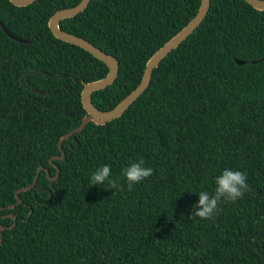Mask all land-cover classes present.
Instances as JSON below:
<instances>
[{
    "label": "trees",
    "instance_id": "1",
    "mask_svg": "<svg viewBox=\"0 0 264 264\" xmlns=\"http://www.w3.org/2000/svg\"><path fill=\"white\" fill-rule=\"evenodd\" d=\"M80 0H0V264H264V9L210 0L201 23L152 70L148 87L105 123L90 120L61 142L51 179L41 169L86 115L83 83L107 65L53 35L54 11ZM200 0H90L60 28L117 58L114 81L91 93L113 108L140 82L152 54L197 12ZM236 58L244 60L237 63ZM153 174L128 189L122 170ZM103 165L107 182L91 185ZM248 190L222 198L212 219H189L199 191L224 169ZM12 214L13 216H11ZM16 221L13 226V221Z\"/></svg>",
    "mask_w": 264,
    "mask_h": 264
},
{
    "label": "water",
    "instance_id": "2",
    "mask_svg": "<svg viewBox=\"0 0 264 264\" xmlns=\"http://www.w3.org/2000/svg\"><path fill=\"white\" fill-rule=\"evenodd\" d=\"M9 1L18 6H24L32 3L34 0H9ZM89 1L90 0H80L77 4L73 6L60 8L54 11L48 20V26L55 37L66 42L76 44L82 47L83 49L87 50L88 52H90L93 56H95L99 60L103 61L107 65L108 71L105 76L96 80L85 82L81 79L83 86L81 89L80 97H81L82 105L86 110V115L82 118L81 123L77 127L66 132L58 141L60 154L52 156L49 160L56 167L55 176L50 177L48 173V169L43 166H40L36 171L32 183L16 190L15 196L17 198V201L13 204H10L9 207H13L15 204L21 202V198L18 194L19 191L26 190L35 186L37 176L41 169H45L47 171L48 177L51 179H55L58 176L59 168L55 163H53V158L61 159L64 157L65 151L62 149L61 142L65 138L70 136L73 132L79 131L82 128H84L86 123L90 120L94 121L95 123L102 124L105 123L106 121H109L113 118L120 116L124 112V110L137 97H139L142 94V92L148 87L152 75V70L159 64L160 60L173 48L178 46L184 39H186V37L190 33H192L195 30V28L201 23V21L206 16L210 7V0H200V5L195 15L176 34H174L161 47H159L147 60L140 82L137 84V86L133 90H131L126 96H124L113 108L108 110H101L96 106H94V104L92 103L91 93L95 90L106 87L107 85L111 84L114 81V79L117 77L118 69H119L118 60L114 56L107 54L105 51L101 50L99 47L94 45L89 40L81 36H78L76 34L64 31L59 26L60 21L62 19L74 16L78 12L84 10V8L88 5ZM246 1L257 9H264V0H246ZM0 27L9 37L19 42L31 41V38L19 37L13 34L12 32H10L9 29L2 23L1 20H0ZM235 60L237 63L245 62L244 60L238 58H236ZM10 215L13 216L12 214ZM15 222L16 221L14 220L11 226H13ZM4 227H5L4 225H0V234H1V230ZM0 242H1V235H0Z\"/></svg>",
    "mask_w": 264,
    "mask_h": 264
},
{
    "label": "clouds",
    "instance_id": "3",
    "mask_svg": "<svg viewBox=\"0 0 264 264\" xmlns=\"http://www.w3.org/2000/svg\"><path fill=\"white\" fill-rule=\"evenodd\" d=\"M144 160L133 162L130 166L122 170V174L127 178L128 189L131 190L133 184L150 177L153 174L151 167H144ZM111 168L109 165H103L95 170L90 177L91 185H101L105 182L108 188L112 190H121L116 179H110ZM247 173L240 170L224 169L222 173L215 178L217 187L214 193L209 194L207 191H199L198 203L192 206V212L189 219L199 217L201 219H212L218 210V205L222 198L226 201L235 202L242 199L248 190Z\"/></svg>",
    "mask_w": 264,
    "mask_h": 264
}]
</instances>
